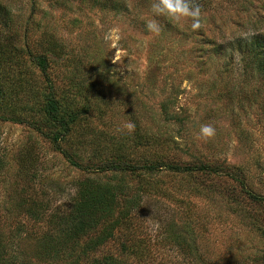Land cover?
<instances>
[{"label":"rangeland","instance_id":"374dc122","mask_svg":"<svg viewBox=\"0 0 264 264\" xmlns=\"http://www.w3.org/2000/svg\"><path fill=\"white\" fill-rule=\"evenodd\" d=\"M0 2L11 15L10 26L0 22V39L15 32L21 37L26 28L33 44L42 31L52 33L69 58L90 71L83 72V83L98 94L92 107L104 112L101 120L91 121L97 129L123 134L128 122L138 121L159 138L129 153L138 163L194 167L191 172L160 166L151 173H86L26 123L0 119L5 163L0 177L9 182L0 180V224L22 221L32 231L29 236L46 233L53 229L48 216L34 221L19 212L4 214L5 199L19 203L27 193L29 199L50 201L51 212L57 205L66 207L76 180L89 174L124 181L116 210L131 208L134 216L133 224L120 230L128 250L121 252L115 240L101 251L129 264H264V205L244 192L264 197V92L251 88L261 82L246 81L245 70L236 64L238 51L232 50L264 29V0H209L196 30L187 17H154L150 0ZM152 19L160 25L158 34L146 29ZM60 63L52 71L56 78L65 69ZM57 79L58 85L66 80ZM204 124L215 128L211 138L199 137ZM29 145L32 154H27ZM22 158L29 167L23 168L28 172L23 180L16 178ZM202 163L219 167L218 173L196 168ZM31 245L32 239L24 238L22 249L15 248L18 263L24 250L31 255L29 264H39Z\"/></svg>","mask_w":264,"mask_h":264},{"label":"trees","instance_id":"16d2710c","mask_svg":"<svg viewBox=\"0 0 264 264\" xmlns=\"http://www.w3.org/2000/svg\"><path fill=\"white\" fill-rule=\"evenodd\" d=\"M195 2L203 9L209 0ZM8 12L6 6L0 2V22L5 27L10 26L11 15ZM258 30L260 31L257 32ZM23 31L21 37H17L18 33L15 32L11 35L5 34L0 39V119L26 123L47 140L50 148L57 150L71 165L86 173H138L140 170L151 173L160 166L177 172L194 170L192 166L166 164V161L138 163L129 153H133L132 150L137 147L158 141L155 132L148 128L142 130L138 121H133L135 128L132 132L123 134L112 135L97 129L91 121L101 120L104 112L100 106L92 107L98 94L88 87L89 91L83 83L82 74L87 71L86 67L69 58L65 44L52 33L42 31L38 39L30 44L27 29L24 28ZM14 38L15 45L12 43ZM237 45L232 50L238 51V68L245 70L246 81L255 77L261 82L258 87H253L251 83V88L255 91L263 88L264 92V29L257 28L249 40H244L243 44L240 40ZM56 59H60L65 66L62 77L57 75V78L66 79L62 85H58V79L52 75L53 69L56 70L60 63ZM94 69L96 68L92 67ZM165 138H162L163 143ZM26 149L27 154H32V145ZM25 164L26 160L22 158L16 174L17 179L27 178L28 172L23 168L29 167ZM4 166V158L0 154V176ZM196 168L202 172L218 173L219 167L216 169L202 163ZM29 174L31 175V171ZM0 180L1 183H9L2 177ZM13 182L15 184L16 181ZM12 184L11 182L10 185ZM75 184V194L66 203V207L59 208L60 205H57L51 212L47 210L50 201H36L31 197L29 199L27 193L22 199L19 198V203H10L5 199L4 214L19 212L27 214L30 220L34 218V221H42L48 216V222L53 224V229L50 230L53 231L46 229V233L41 234L34 231V236H29L32 231L22 221H14L13 225L0 224V264H29V252L21 250L22 260L19 263L18 253L15 254V248L22 249L21 241L24 238L32 239L30 253L42 259L39 264H129L118 255L101 251L105 244L120 241V230L126 231L133 224L131 208L122 207L116 210L118 194L124 193L126 183L122 180L102 181L87 174L76 180ZM244 192L260 205H264L263 196L247 190ZM10 197V191H7L5 198L9 200ZM135 199L134 204L137 206L139 200L137 197ZM232 200L237 203L235 197L230 201ZM15 236L20 238L15 240ZM119 246L121 252L128 250L127 239H122ZM129 250L133 252L134 248Z\"/></svg>","mask_w":264,"mask_h":264},{"label":"clouds","instance_id":"9594fccd","mask_svg":"<svg viewBox=\"0 0 264 264\" xmlns=\"http://www.w3.org/2000/svg\"><path fill=\"white\" fill-rule=\"evenodd\" d=\"M150 10L154 17L164 16L173 20H179L181 17L190 18L193 30L199 29L201 26V8L195 0H150ZM146 29L152 33L160 32V25L155 19L146 23ZM128 132H132L135 124L128 122L125 125ZM215 128L211 124L200 126L199 137L203 139L211 138L215 135Z\"/></svg>","mask_w":264,"mask_h":264}]
</instances>
